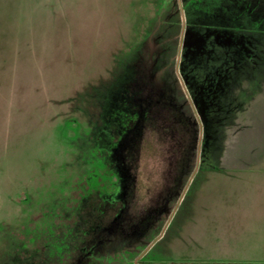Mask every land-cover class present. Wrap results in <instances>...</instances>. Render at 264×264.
I'll return each mask as SVG.
<instances>
[{
	"label": "rangeland",
	"instance_id": "1",
	"mask_svg": "<svg viewBox=\"0 0 264 264\" xmlns=\"http://www.w3.org/2000/svg\"><path fill=\"white\" fill-rule=\"evenodd\" d=\"M180 5L0 0V264L161 261L224 114L194 100L218 96Z\"/></svg>",
	"mask_w": 264,
	"mask_h": 264
},
{
	"label": "crops",
	"instance_id": "2",
	"mask_svg": "<svg viewBox=\"0 0 264 264\" xmlns=\"http://www.w3.org/2000/svg\"><path fill=\"white\" fill-rule=\"evenodd\" d=\"M180 15L218 96L192 78L194 100L224 114L151 249L158 264H264V0H181Z\"/></svg>",
	"mask_w": 264,
	"mask_h": 264
}]
</instances>
